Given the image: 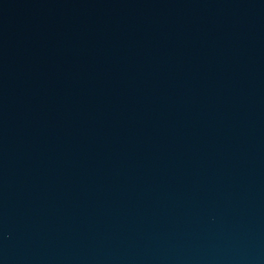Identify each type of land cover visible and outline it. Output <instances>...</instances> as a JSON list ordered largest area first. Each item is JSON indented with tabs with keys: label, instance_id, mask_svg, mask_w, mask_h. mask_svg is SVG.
<instances>
[{
	"label": "water",
	"instance_id": "95a60500",
	"mask_svg": "<svg viewBox=\"0 0 264 264\" xmlns=\"http://www.w3.org/2000/svg\"><path fill=\"white\" fill-rule=\"evenodd\" d=\"M0 264H264V0H0Z\"/></svg>",
	"mask_w": 264,
	"mask_h": 264
}]
</instances>
